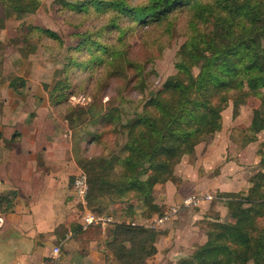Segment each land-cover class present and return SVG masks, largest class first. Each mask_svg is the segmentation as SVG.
<instances>
[{
  "label": "trees",
  "instance_id": "trees-1",
  "mask_svg": "<svg viewBox=\"0 0 264 264\" xmlns=\"http://www.w3.org/2000/svg\"><path fill=\"white\" fill-rule=\"evenodd\" d=\"M56 1L65 22L85 30L74 33L75 42L67 47L68 62L56 70L51 100L60 104L75 94L70 74L77 70L93 84L90 107L66 106L73 156L88 178L89 208L106 215L116 206L115 214H123L108 230L113 257L118 264H143L157 252L159 233L141 219L166 210L155 202V189L176 181L183 158L212 143L223 129V112L232 106L234 119L250 98L257 99L238 150L264 132V0ZM0 6L2 20L21 19L29 51L45 38L54 47L64 45L57 31L23 21L44 7L43 0H0ZM178 37L185 40L175 72L152 89L159 77L155 61ZM21 83L15 76L10 85ZM110 136L116 137L113 148ZM84 139L103 145L101 153L88 157ZM256 154L251 186L219 192L225 199L211 202L224 203L226 218L207 216L206 241L177 264H264V143ZM7 158L0 131V163Z\"/></svg>",
  "mask_w": 264,
  "mask_h": 264
},
{
  "label": "crops",
  "instance_id": "crops-1",
  "mask_svg": "<svg viewBox=\"0 0 264 264\" xmlns=\"http://www.w3.org/2000/svg\"><path fill=\"white\" fill-rule=\"evenodd\" d=\"M7 73L0 72V131L8 146V158L0 163V264L18 259L48 264L53 248L58 245L59 264H118L106 245L112 224L83 227L82 215L92 210L88 201L84 206L75 195L74 179L82 170L73 156L67 121L44 104L32 110L20 109L17 98L10 93L12 77ZM16 133L19 134L15 136ZM217 133L211 144H204L210 148L209 155L218 145ZM258 162L257 156L255 165ZM185 163L182 160L176 166V181L169 180L154 191L155 202L163 208L192 194L238 192L252 184L253 169L232 173L225 169L212 181L205 172L199 173L198 168L193 175L194 164ZM2 197L7 199L3 201ZM220 204L224 206L205 200L198 207L182 210L175 219L159 227L157 252L143 264H177L180 258L191 254L206 241L203 221L211 214L219 215L214 210L222 211ZM115 207L111 206L106 215L122 219L119 210L115 215ZM226 213L227 209L223 210L221 217ZM76 233L78 237L74 240ZM66 244L69 251L75 250L74 255H80L76 262L66 261L69 252L64 248Z\"/></svg>",
  "mask_w": 264,
  "mask_h": 264
},
{
  "label": "rangeland",
  "instance_id": "rangeland-1",
  "mask_svg": "<svg viewBox=\"0 0 264 264\" xmlns=\"http://www.w3.org/2000/svg\"><path fill=\"white\" fill-rule=\"evenodd\" d=\"M43 3L44 7L41 10L24 18L23 21H25V23L45 26L57 31L63 38L64 45L60 48L54 47L55 43H53L52 40L45 38L44 43L38 44L36 51H29L31 49L27 45V39L24 34L23 26L21 25V19H18L17 15H12L5 20H2L3 15L0 6V72L2 74L3 72H8L7 74L10 78L12 77V79L15 76L23 79V83L18 84L16 87L11 86L10 89V93L17 98V104L20 109L24 108L32 110L33 108L41 107V105L44 104L49 108V111L54 112L57 117L65 119L64 114L67 112L66 106H75L79 104L89 107L91 106V90L93 84L91 82H86V73L80 70L70 74L72 87L76 89L75 94H72L67 101L65 100L60 104L57 103L56 99L51 100V93L58 81L56 70L63 68L68 62L69 54L67 47L75 42L74 33L85 30V28L77 30L67 24L64 18L57 12V9L62 6L58 1L43 0ZM185 20L186 18L182 16L180 25L185 23ZM3 23L4 27L1 28ZM184 40V37H178L170 45L164 48L163 56L155 61L154 66L159 77L152 85V89L159 88L164 80L175 72L174 64L176 61V53ZM33 42L36 43V41H32V43ZM27 97H31V99L27 100ZM107 99L108 98L105 97L104 101ZM256 103V98H250L246 105L240 107V114L234 119L232 115V106L223 112L224 126L222 131L216 135V140H218L216 150L209 155V146L200 144L197 147V152L194 157L188 156V159V157L185 156L183 159V162L194 164L193 175L198 168L199 173L205 172L206 175L209 176L208 178L214 181L213 177L220 175L222 170L225 171V169L230 173L241 169L252 171L254 168H252V166H255V161L257 160L256 151L264 143V132L259 134V138L256 142H252L251 144H248L246 148H243L244 151L238 150V146L241 140H244V130L251 122L252 108ZM54 113L52 115H54ZM89 129L94 130L95 126L90 124ZM67 133L69 135V142L73 144L72 129H70L69 126ZM107 140L109 144L108 146L113 148L116 137L110 136ZM81 143L82 146L87 148L86 155L88 157L101 153L104 148L103 145L89 143V139H84ZM203 176L205 177V174H203ZM206 180L208 181V179ZM220 207V210L222 211L214 210V212H216L215 214L220 215L223 210H226L222 204H220ZM222 217L225 219L226 215ZM113 218L115 220H121V218H118L117 216H114ZM78 233L74 234L75 238L78 237ZM74 240H77V238ZM64 248L67 249L68 244H66ZM67 251L69 250L67 249ZM74 254L75 250H70L66 261L76 262L77 256L80 255Z\"/></svg>",
  "mask_w": 264,
  "mask_h": 264
},
{
  "label": "built area",
  "instance_id": "built-area-1",
  "mask_svg": "<svg viewBox=\"0 0 264 264\" xmlns=\"http://www.w3.org/2000/svg\"><path fill=\"white\" fill-rule=\"evenodd\" d=\"M74 191L77 199L86 206L87 195L89 191V184L87 175L84 172H80L74 180ZM225 199L218 194L204 193V194H192L185 197L181 202L174 204L167 208L163 215L157 216L152 219H146L141 221V224L149 228L158 229L163 226L166 222L175 219L182 210L186 208L198 207L203 201H216ZM83 227L88 228L92 225L106 226L110 223L115 222L111 215H97L94 212L87 210L82 215ZM61 253V246H55L52 251V256L48 264H59V257ZM11 264H30L24 259H18L13 261Z\"/></svg>",
  "mask_w": 264,
  "mask_h": 264
}]
</instances>
